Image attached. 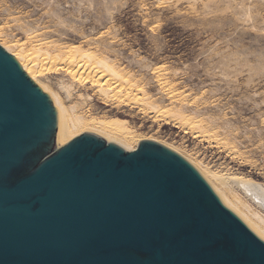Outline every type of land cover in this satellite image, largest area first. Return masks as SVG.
I'll use <instances>...</instances> for the list:
<instances>
[{
    "label": "water",
    "instance_id": "95a60500",
    "mask_svg": "<svg viewBox=\"0 0 264 264\" xmlns=\"http://www.w3.org/2000/svg\"><path fill=\"white\" fill-rule=\"evenodd\" d=\"M0 264H264V233L158 141L68 136L0 45Z\"/></svg>",
    "mask_w": 264,
    "mask_h": 264
},
{
    "label": "rangeland",
    "instance_id": "374dc122",
    "mask_svg": "<svg viewBox=\"0 0 264 264\" xmlns=\"http://www.w3.org/2000/svg\"><path fill=\"white\" fill-rule=\"evenodd\" d=\"M44 42L107 57L129 80L124 93L103 96L110 76L84 63L77 74L71 64L79 60L35 72L75 113L121 120L133 148L155 138L238 193L235 177L264 184V0H0L4 49L14 43L34 53ZM181 105L208 133L169 116Z\"/></svg>",
    "mask_w": 264,
    "mask_h": 264
},
{
    "label": "bare ground",
    "instance_id": "6f19581e",
    "mask_svg": "<svg viewBox=\"0 0 264 264\" xmlns=\"http://www.w3.org/2000/svg\"><path fill=\"white\" fill-rule=\"evenodd\" d=\"M12 44L10 45L9 43V44H3V45L5 46L7 50L13 51L14 54L20 57L23 66L27 68L29 72L26 69L25 70L29 74H31L38 82H40L39 83L40 86L43 85L46 89H48L47 86L36 78L35 72L42 70V68H46L45 66L49 65L50 63L52 64L50 65V67L52 66V68H53V65L54 67L56 64L58 66V63L55 62L56 60L59 61V64H62L60 62L64 60V62H66L64 63V65L68 64V66L72 63V61L79 60L78 63L73 62L71 64L72 67L76 66L75 68H76V71L78 72L77 74H80L82 71H85L88 68H90L96 75H99L105 72L108 76H110V78L105 80L106 84L103 87H99L100 89L98 91L103 96H108V93H111L115 89H118L116 90V92L114 91L115 94H117V92H120V93L123 92L125 88L124 85L129 82V80H127L128 78L127 79L125 77L123 78L122 77L123 74L119 73V71L115 69L116 67L114 68V66L112 65V62L110 61L111 62L110 63L107 57L106 58H96L95 54L89 53L77 47L70 50V49H66L63 47H59V46H51V45L47 46L44 42L46 46H39V49L34 50V53H33L32 51L26 50L22 46H19L18 44L17 45L16 44L12 45ZM35 48L36 47L34 46V48H31V49L33 50ZM35 52L39 54L35 55ZM83 63L86 65L89 64L90 67L88 66V68H84L86 65H84ZM118 80L120 81L117 82ZM49 91L52 94L53 99L56 102L57 106L63 113L68 136L79 135L80 134L79 132L83 131L85 127L87 128V126H89V122H91L92 126H89L90 129L103 133L104 135L119 141L121 144H123L127 148H130V150L136 149V147L133 148L130 142L134 138V136L131 134L132 131H127L124 129L125 124L123 121L121 120H111V121L91 120L90 121L86 119L85 116H82L80 113L79 114L75 113L76 111V110L74 111V109L76 108V107L74 108L75 105L67 107L56 92L52 90H49ZM145 104H147V106H150V107L152 106V103L150 102H146ZM182 106L183 105H181V107L177 108L176 110L169 109L170 110L169 116L173 118V120L177 121L178 124H182V125L185 124L188 127L189 125L191 126L192 124H195L196 125L195 128H198V131H200V133L207 132V128H209L210 126H206V125L205 127L202 126L201 124L202 120H199V119H197L196 120L197 122H196L193 119V116L185 113L186 111H184L183 109L184 107ZM152 140H155V138H153ZM171 147L174 148L173 146ZM203 170L205 172H208L207 177L209 181L221 193V195L236 210H238L243 216H245L249 221H251L256 227H258L264 233V184L257 182L250 178H244V177L236 178L235 177L232 179V181L237 185V187L240 188V190H242L243 193L241 194V193H238L234 188H232L233 185L230 186L225 180H223L224 178H222L223 176H221V174L219 175L218 173L206 171L205 168Z\"/></svg>",
    "mask_w": 264,
    "mask_h": 264
}]
</instances>
